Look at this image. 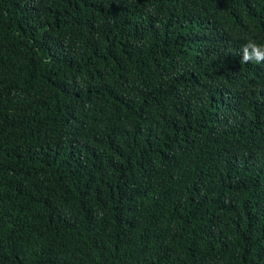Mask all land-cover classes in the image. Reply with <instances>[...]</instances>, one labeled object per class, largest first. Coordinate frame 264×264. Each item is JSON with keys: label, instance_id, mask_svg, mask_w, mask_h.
Segmentation results:
<instances>
[{"label": "trees", "instance_id": "1", "mask_svg": "<svg viewBox=\"0 0 264 264\" xmlns=\"http://www.w3.org/2000/svg\"><path fill=\"white\" fill-rule=\"evenodd\" d=\"M264 0H0V264H264Z\"/></svg>", "mask_w": 264, "mask_h": 264}, {"label": "clouds", "instance_id": "2", "mask_svg": "<svg viewBox=\"0 0 264 264\" xmlns=\"http://www.w3.org/2000/svg\"><path fill=\"white\" fill-rule=\"evenodd\" d=\"M241 61L249 63L255 61L257 64L264 63V45L249 40L241 49Z\"/></svg>", "mask_w": 264, "mask_h": 264}]
</instances>
